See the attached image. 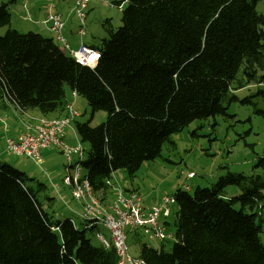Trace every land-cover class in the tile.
Instances as JSON below:
<instances>
[{
	"label": "trees",
	"instance_id": "16d2710c",
	"mask_svg": "<svg viewBox=\"0 0 264 264\" xmlns=\"http://www.w3.org/2000/svg\"><path fill=\"white\" fill-rule=\"evenodd\" d=\"M16 1L0 5V28L10 25L9 6ZM259 1L109 0L118 9L126 3L122 24L113 31L105 18L107 37L96 45L82 42L100 53L92 69L72 60L52 38L7 30L0 37V101L45 116L63 108L66 89L83 98L90 117L72 124L80 143L89 146L83 148L81 166L101 194L115 172L133 178L143 163L160 156L172 135L194 121L231 118L227 110L233 102L252 105L253 113L264 118V108L253 102L264 99V91L241 101L232 93L264 84ZM97 111H104L106 119L91 127ZM6 131L4 138L21 130ZM253 170L264 173V156L257 157ZM229 186L239 195L226 198ZM41 187L0 162V264H116L114 249L91 244L87 234L96 228L85 229L80 213L77 226L45 212ZM189 191L173 195L171 250L150 248L134 233L138 259L146 264H264V174L226 173L211 187Z\"/></svg>",
	"mask_w": 264,
	"mask_h": 264
},
{
	"label": "rangeland",
	"instance_id": "374dc122",
	"mask_svg": "<svg viewBox=\"0 0 264 264\" xmlns=\"http://www.w3.org/2000/svg\"><path fill=\"white\" fill-rule=\"evenodd\" d=\"M8 1L0 0V5L8 3ZM107 1L109 2V0ZM63 4L72 13V0H17L15 4L9 6L12 17L11 24L8 27L0 28V37L11 29L20 34L27 32L38 33L46 38H53L55 41L54 35L49 29V24L45 23V21L49 14L53 12L59 13L60 5ZM125 5L126 3L122 5V8ZM122 8L118 9L116 6L91 2L88 9L85 34L91 38V32L96 36V42H100L101 39L107 37L102 27L105 18L111 19V27L113 31H116L122 24L120 20ZM256 11L264 16V0L258 2ZM71 15V24L77 30L78 25L74 14L72 13ZM104 15L107 17H104ZM262 30L264 31V27ZM40 31L43 33H40ZM63 34H66V30H64ZM58 46L62 49L61 45L58 44ZM257 91H264V84L249 85L232 93L241 101L255 95ZM65 94L70 99L71 92L68 89L65 90ZM75 101L74 108L80 114L77 120L86 122L90 117V110L86 101L81 97H77ZM253 102L259 109L264 108V99L262 97L254 99ZM227 114L232 117L217 116L214 119L194 121L184 128L182 132L172 135L170 140L162 146L160 156L153 161L143 163L133 178H130L125 171L119 170L113 174L110 180L111 183L114 187L121 190L136 189L143 203L156 202L154 204H157L162 197L173 196L178 189L188 187L189 192L192 193L196 188L211 187L219 177L224 176L226 173L244 176H249L253 173L264 174L260 170H253L257 157L264 156V118L253 113L252 105H243L240 102L231 103ZM18 116L19 114L17 115L13 111L0 113L1 138L3 128H7L8 131L15 123L18 124ZM105 119L106 113L97 111L93 115L90 126L96 127L103 123ZM67 132L69 133V137L66 135L68 141L79 140L74 124H71L66 130ZM82 146L86 151L89 150L88 144L82 143ZM58 157L56 155L55 159L57 161L61 160ZM0 162L25 173L28 178L39 181L41 184H44L46 182L44 180L51 176L48 169L42 168L41 165L38 166L24 157L0 155ZM189 174H192V178H188ZM60 177L62 179L63 171ZM29 186L32 188L36 187L31 182H29ZM50 191L51 189L49 188L48 192ZM224 193L225 197L229 198L238 196L239 190L235 186H229ZM107 195H109L107 198L112 199V192ZM71 202H73V205L79 206L73 200ZM55 207L56 211L60 210L59 202L55 204ZM171 212L172 215L168 218V222H170V230L173 231V219L177 212L176 205L171 208ZM48 213L51 215L50 211ZM69 213L62 214L66 215ZM71 217L76 222V225L80 226L78 224L80 219L75 214L72 215V213ZM56 218L58 217H54V219ZM99 230L100 233L108 238L105 231ZM137 234L140 243H144L155 250H159L163 245L164 250L169 252L173 245L171 240L160 242L144 236L141 232H137ZM132 235H129L128 253L132 257H138L139 243L135 241L136 236ZM87 236L90 238L92 245L99 246L90 232H88ZM260 236L264 243V225Z\"/></svg>",
	"mask_w": 264,
	"mask_h": 264
},
{
	"label": "built area",
	"instance_id": "2783aa9c",
	"mask_svg": "<svg viewBox=\"0 0 264 264\" xmlns=\"http://www.w3.org/2000/svg\"><path fill=\"white\" fill-rule=\"evenodd\" d=\"M91 2L109 5L107 0H73L72 12L78 25L76 35L79 38L85 35ZM47 23L64 53L80 66L91 69L96 66L100 59L99 51L83 43L76 48L71 47L63 34L65 21L60 14H49ZM76 98V94L71 93L70 99L63 106L62 116L30 120L14 137L6 135L4 152L36 163L43 150H57L64 158L62 183L70 190L72 200L80 205L79 217L85 223V229L95 226L92 236L102 248L115 250L116 264H146L143 260L129 255V235L141 232L144 236L160 242L173 241L174 235L168 226V218L172 215L171 208L176 205L175 198L164 196L157 204L147 207L136 189L121 190L115 187V195L109 202L102 197V193L94 192L81 166L85 157L82 144L76 139L72 142L66 139V130L80 116L74 108ZM3 101L13 106L5 99ZM188 178H192V174ZM106 185L114 186L110 181ZM184 189L189 191L188 187ZM99 229L105 231L108 238Z\"/></svg>",
	"mask_w": 264,
	"mask_h": 264
},
{
	"label": "crops",
	"instance_id": "0c3cea01",
	"mask_svg": "<svg viewBox=\"0 0 264 264\" xmlns=\"http://www.w3.org/2000/svg\"><path fill=\"white\" fill-rule=\"evenodd\" d=\"M67 8L68 7L64 4L60 5L58 14H60L62 16L63 20L65 21L66 34L64 36L66 37L68 44L73 48L78 47L79 44L82 42L89 44V45L98 44V42H96V36H94L91 32H90L91 38H89L87 36V34H85L82 38H79L78 35H76V27H73L71 24V21H72V19H71L72 15L71 14L73 12L70 13V11H68ZM55 13H57V12H55ZM104 17H107V16L104 15ZM11 20H12V17H11ZM45 23H46V21H45ZM10 24H11V22H10ZM73 25H74V23H73ZM66 26H67V29H66ZM40 33H43V32L40 31ZM67 100H69V96L65 98V102ZM8 111H13L17 115L19 114L18 124L15 123L12 126V128L10 130H8L9 134H11V135H15L18 131L21 130L22 126L26 122H29L30 120H38L40 118L55 119V118H58L64 114L63 108H62L61 110L56 111L55 113L42 116L36 110L19 111V110H16L14 108V106H9L4 101H0V113L1 112L2 113H8ZM21 120H22V124H21ZM72 131H73V128H72ZM66 135H67V137H69L68 132L66 133ZM0 155L1 156H5V155L8 156L4 152V133L3 132H2V138H1V134H0ZM56 155H58L59 156L58 158H60L61 160L57 161L55 159ZM39 162H40V164H38ZM35 164L38 166L41 165L42 168L48 169L49 173L51 174L50 178H48V179L46 178V180H44V181H46L44 184L45 185L47 184V185L44 188H42V187L40 188V190H41L40 191L41 192L40 199H42V201H43L42 204H43V208H44L45 212L48 213V211H50L52 216L49 213L48 214L53 220H61L64 218H68V219L72 220V222L76 225V222L71 217V213H72V215L75 214L78 217V215L81 211V208H80V205L79 206L73 205V202H71L72 199H71L70 190L67 187H65L61 181L62 179H61L60 175L62 174L63 157H61V155L58 153L57 150L47 149V150H43L41 152L40 158ZM59 177H60V180H59ZM49 188L51 189V191H50L51 193L48 192ZM114 188H115L114 186L108 187L105 191L101 192L102 197L107 202H109L111 200V198H107V197H109V195H107V194L112 192L113 193L112 198H113ZM58 202L60 204V210L56 211L55 210V208H56L55 204H57ZM154 203H156V202L144 203V204H145V206L149 207V206L154 205ZM67 212H70L69 213L70 215L66 214L69 216L62 214V213H67ZM54 217H58V218L54 219Z\"/></svg>",
	"mask_w": 264,
	"mask_h": 264
}]
</instances>
